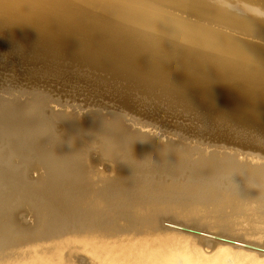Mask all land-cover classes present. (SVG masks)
<instances>
[{"label": "rangeland", "instance_id": "obj_1", "mask_svg": "<svg viewBox=\"0 0 264 264\" xmlns=\"http://www.w3.org/2000/svg\"><path fill=\"white\" fill-rule=\"evenodd\" d=\"M5 1H8V0H5ZM9 1L12 2L14 0L12 1L9 0ZM19 1L20 0L18 1L15 0L14 3L15 2L17 3ZM37 1L38 0H36V2ZM63 1L65 0L61 1L63 4L60 2H59L60 4L59 3L58 4L64 6ZM167 1L168 2L166 3L164 2V5H165L164 8L166 9L165 11L167 13L173 16L176 15L175 17L177 18L181 17L183 20H186V21L191 20L192 23L198 24L199 22L200 24L202 22L200 26L203 25L206 28V25H208L207 29H209L210 27L211 31L212 30L214 31L215 29L216 30L215 33L217 32V34L220 36L222 34V36L224 37L223 38V41H224L223 44L225 45V46L223 45L224 47L229 46V45H226V43L228 42L233 43L235 42V40L243 41L242 39H244L245 42L246 41L247 42L249 41L250 43L254 42L256 45L258 44L259 46L264 47V29H263L264 27L263 26L261 27L262 30L259 29L262 32L259 31L260 35L258 36L259 32L258 33L254 32L255 34H253L251 33V31L249 32V30L245 31L243 28L241 31H239L241 29V26L239 28L235 26L237 25L236 23L234 24L235 22L234 19L236 20V18L235 17H233V19L228 18V17H232L230 16L231 14H229L230 12L232 13L236 11L237 12L236 14H239L240 12L242 13L243 10H244L243 11L244 13L246 10V12L249 11L248 12L249 14L255 15L257 17L264 19V0H233L234 3L232 2V0L231 1L228 0V3H225V5H223L224 3H220V2H224L223 0H205V1L202 0L201 2L203 4L206 1L207 3L210 1L209 4L212 1L211 5L216 2L215 4L217 5V7L214 6L213 4V6L210 7L211 10H209L210 8L208 6L207 7L203 6L201 7V9L199 8L200 10L197 9L200 6L196 4L195 2H193L192 0H190V2H187L188 4L184 3L187 0L185 1L184 0H167ZM191 1L193 3H191ZM27 2L28 0H21L19 4L21 3L22 5V3H24L23 6L12 5V8H14L12 10L14 11L19 10V12L22 13V14L19 13V15L21 16H15V15L13 16V14H11L12 15L11 16L10 14H6V12L2 10L0 11L1 13L0 14V125L3 126L2 131L0 130L1 131L0 133V211H1L0 213V220H1L0 221V237L7 240L8 242H13L12 244H14L15 241L22 238L24 235H25L24 238L31 237L32 235H36L39 232H41L44 228L45 229L47 228L48 229L47 233H49V228L47 226L49 225L48 222L54 221V217L60 220L61 217L65 214V212H70L72 210V208L70 207L71 205L66 206L67 208L64 207V209H62V207H60L59 205H57V207L54 205L56 208L55 207L53 208L52 206H50L49 208L48 204L52 205V201H53L52 198H50L51 195L54 192H60V191H62V194H66V196L65 195L62 196L65 198L67 197V194L69 198L80 194L81 187L83 188V186H80L77 183H74L71 186L69 193H64V191L62 190V187L67 186L69 176L76 175L78 178H82L88 175H92L94 166L97 167V169L101 168V171L105 173L112 172L113 166L111 167L109 162L115 161V159H120L121 161H127V162L132 163V169L130 172V176L134 177V175L141 168V156L143 154L152 153V152H163L168 155V158L171 161L178 162L181 165V167L185 170V175L188 177L187 180L190 183H199V182L206 180V176L201 174L198 170L195 172H190L191 168H196L200 163H202V161L205 160L203 159L204 155L212 157L214 159H219L218 162L223 161L226 163L221 166V169H218L219 172L217 173L220 177L219 179L220 182L223 184H227L231 182L240 173L238 168L251 170V171L257 170L256 168L258 166L264 168V154H262L264 153V151H261V148L264 147V143H263L264 142V136H263L264 129H262V127L264 128V122H263L264 118H262L264 117L263 113L256 112L257 115H261V114L263 115V116L261 115L262 117L260 116L263 121L261 119H258V120L256 119L257 117H259V116H255L256 113L248 114L245 112L246 114L244 113V115H242L241 113H243V111L241 110L239 114L238 110L240 111V109L243 106L242 107L240 106L241 107L240 108L238 107L237 104L241 103L240 100L247 99L246 97H243L244 99L242 98L236 101L232 100L230 101V103L228 102L229 106L234 107L235 106L234 104H236L235 106L236 108L235 107L232 108V107H228V104L225 102H222L221 100H218V102L220 103L219 104L216 100L217 96L214 94V92L211 91V89H208L209 91H207L206 89L209 87V84H207V82L209 83L216 82L215 83L216 86L218 84L217 87L223 88L225 87L224 85L227 82L226 79H228V81L230 82H232L233 80L237 81V79L235 78L237 77V74L235 73L236 70L233 69L231 62H227L225 61L226 59L223 60L221 58H218L219 62L213 61L215 60L213 58V54L216 53V51H211V48H209L210 51L208 49L203 50L202 48H200L201 50H199V47L192 46L190 43H188L189 46H187L186 45L187 43L185 42L184 44L183 43L172 44L173 42L171 41L164 42L160 39H156L155 37H153L151 34H149L150 32L144 33V32L134 31V27H132L133 25L131 26V24L129 23L127 24L125 23L121 25V26L126 25L127 27L125 26L122 28L121 27L118 28V30L120 31L122 29L120 35L117 32L116 33L110 32L112 31L111 27L106 28L105 30V32L107 31L106 34L104 30H100V31H103L104 33L100 32L99 30H98L99 32H94V30L97 31V29L95 27V24L93 23L92 18L94 19L96 16V12H97L96 9L92 8V10L89 11L88 9L77 8L78 10L77 9H73L69 11L65 10V13L58 12L59 13L58 14L56 13L57 10H54L51 7L49 9L51 11L50 12L48 10L50 5L49 4L46 5L43 1H42L43 6L41 5V2L38 1L40 2V4H37L38 6V7L36 6L37 8L35 7L36 5L35 2H31L30 3L31 6L28 4L29 2L28 3ZM217 2L219 3L220 6L223 5V7L221 6L222 7L221 10L218 7ZM25 3H27L29 6L27 5L28 6L27 7ZM32 3L34 4L32 5ZM183 3L185 4V6ZM39 5H41L42 8H40ZM44 5H45V8H47V6L48 8L43 9ZM167 5L170 7H168ZM192 5L196 7L193 8ZM30 7L33 9L31 12L32 15L29 14L30 12H27L29 11L28 9ZM214 7H216V9ZM9 8H11V4ZM34 8H36L35 9L36 12L37 10H38V13L40 11V14L36 12L33 13ZM196 9L199 10L200 12L203 11L201 12L203 14L199 13V11H197ZM45 10L48 11V13ZM84 10L86 12H84ZM205 10L208 12L210 11V14L206 12ZM214 10L215 11L217 10V11L215 12ZM222 10L225 14L222 12ZM52 11L54 12V14H51ZM80 11L82 13H80ZM192 11L193 12L195 11V13H193ZM204 11L205 13H208L209 15L205 14ZM212 11L214 13H211ZM250 11L253 13H250ZM43 12H44V15L43 17H41V14H43ZM45 13L47 14V16ZM61 13L64 16L63 15L61 16ZM86 14H88V16L90 15L88 18H90L93 15V17H91V20H92L91 26L94 25L93 27V29L95 28L94 30L89 25L90 19L88 20L87 16H85ZM233 14L235 13H232V15ZM48 15L50 16L48 17ZM38 16L40 18H38ZM57 16L61 17L62 27H61V24L59 25L58 24L59 22H57L60 19V18L58 19ZM81 16L82 17L85 16L86 18L85 17L82 18ZM222 16H224V18ZM16 17H18L19 19ZM62 17H65V18H62ZM36 18L38 19L37 21H35ZM41 18L43 19L44 22L41 20ZM47 19L48 21H46ZM223 19H225V21ZM22 20L26 21V23L28 22L27 24L29 25H26L25 23H23ZM32 20L34 21L32 22ZM50 21H51V24L49 23ZM203 22L205 23V25ZM55 24H57L56 27H55ZM64 24L66 25V29H65ZM85 24L87 27L85 26ZM67 25L70 27H68ZM49 26H53L51 27L52 29L49 28ZM129 26L131 27V29L129 28ZM81 27L83 28L81 29ZM212 27L213 28L215 27V28L213 29ZM218 28L219 30H217ZM231 28H232V31L234 29V33L231 31ZM66 30L69 31V33ZM227 30L229 32L231 31L230 35ZM78 31L79 33L81 31L80 35L79 33H76ZM86 31H88L87 35L90 34L92 36L90 35L86 36V33H87ZM220 31H222L223 33H221ZM224 31L226 33H224ZM56 32L61 33V34L58 35ZM97 33H99L100 36H98L99 34L97 35ZM143 33L146 35H144ZM235 33L237 36L235 35ZM54 34H57L58 36H55ZM67 34L70 35L69 38L68 37L64 38ZM102 34L103 35L105 34V35L103 36ZM115 34H116V37H115ZM147 34L150 37L147 36ZM95 35L97 39L95 38ZM255 35L257 36L255 37ZM74 36H75V39L73 40ZM97 36L100 38L103 37V39H101V42L99 41L100 38H98ZM110 36H112L113 39L115 37L114 40L116 41H113L112 39V42H111V40H109L111 39ZM132 36L134 38L137 37L136 38L137 42H135L136 40H133L134 38H132ZM141 36L142 38L144 37L143 38L144 40L141 38ZM235 36H236V39L233 38ZM13 37H15V39ZM93 37L97 41V42L95 41L96 43L102 44V45H98L95 42L93 43L92 42V39H94ZM16 38L18 40H16ZM147 38L149 41L148 40L146 41ZM21 39L23 42L21 41ZM89 39L92 43L89 41ZM118 39L121 41V43ZM121 39H123L126 42H124ZM141 39L144 41V43L142 42ZM19 40L21 42H19ZM105 41H107L106 42L107 44H105ZM109 41L111 43H108ZM145 41L147 43H145ZM113 42L115 46L113 45ZM26 44L29 45L30 47L27 46ZM95 44L98 47H96ZM109 44H111V49L112 47H114V51L117 50L118 52L119 50V52L118 53L115 52L114 54L113 49L111 50L109 49V47H107V46H110ZM122 44H125L123 45L125 46L124 47L125 50H123ZM137 44L139 45L138 48H137ZM140 44H141V47H140ZM142 44L144 45L146 44L147 47L146 45L143 46ZM119 45L120 47L122 46V48L118 47ZM150 45L151 47H149ZM177 45H180V46H177ZM103 47L104 49L106 48L105 49L106 52L101 51V50H104L102 49ZM142 48L146 49L148 52ZM121 49L122 51L120 52ZM137 50L139 52H137ZM149 51H151V53H153L154 55L151 54ZM203 51L205 55L203 54ZM97 52H99V54ZM208 52L209 54L211 53L210 54L211 56H209V54L208 55L206 54ZM109 53H112L113 55H119V54L121 55L124 54V55L123 56L119 55L117 57L115 56L116 57L115 58L112 54H109ZM145 53H148V55ZM103 54L105 57H103ZM105 54H108V55H105ZM168 54L169 56H167ZM128 55H132V56H128ZM171 55L173 56L171 57ZM111 56H113L115 59ZM135 56L136 57L139 56V58L137 59ZM152 56L153 57L155 56V57L153 58ZM121 57L122 58L125 57V58L121 60ZM129 58L131 61L129 60ZM175 58L177 59V61ZM211 58H212V62H210ZM116 59H118L117 60L118 63L117 61H115ZM145 59L147 60V62ZM206 59H208L206 61L207 63L204 62ZM105 60H107V62ZM132 60L133 61L137 60L136 65L134 63L135 61L133 62ZM174 60L176 61L175 65L173 64ZM220 60L223 65L221 64ZM138 61L140 62L138 63ZM127 62H129V64ZM117 64L119 67L117 66ZM140 64L144 66L141 67ZM170 64H171L170 67L174 65L172 68L175 67L177 70L175 68L172 70V68L168 67V65ZM199 65L201 66V68L204 69V71H206L205 69H207V67L208 69L210 68L214 69V66H216V70L218 71L219 74L216 71V72H212L211 74V75H214L216 73L214 77L207 76L206 74H203V73L202 74L204 75V77L202 74H199V76H197L195 75V70L198 67H200ZM225 65L228 67V69H226L227 67ZM176 66L179 68H177ZM220 66L222 68L223 67L225 68V69L223 68L224 71L220 70L221 69ZM231 66L232 68H230ZM237 66H240V65H237ZM245 66H247V63H243V65H241L242 68H244ZM151 67H152V70H151ZM165 67L166 69H164ZM146 68L149 71L146 70ZM159 68L160 70L158 71ZM119 69L120 71H118ZM155 69L159 73L156 72ZM229 69L231 72L229 71ZM151 71L154 74H152ZM228 71H229V75L231 73L230 76L225 74ZM164 72L167 74L169 73L168 74V76L170 75L169 78H171V76L176 75L177 72L182 75L177 73L176 75L177 77H174V78L172 77L173 80L172 78L170 79V82H172L170 84L169 82H167L169 78L167 77V74H164ZM132 73H133V76H132ZM223 74L225 75L226 78L222 76ZM153 75H156V76L158 75L160 76L161 79L159 77L156 78V76H153ZM178 75L179 77L183 76L185 80L184 79L180 80L181 78H179ZM232 76L235 79H233ZM162 77H165V79ZM205 77L207 78L210 77V78L207 79ZM222 77L225 78V80ZM230 77H232V79ZM102 78H104V80ZM176 78L177 80L174 83L175 85L177 84L179 80H180V84L184 83V85L177 84L176 87H174L175 85L173 84V82L175 81ZM212 78H214L213 80L214 82L211 81ZM217 78H218L217 80L218 82L215 80ZM181 81H184V82H181ZM235 81H233L232 83H234ZM220 83L224 85H221ZM228 85L229 83H227L226 86ZM147 86H149V88ZM180 86H182L183 88ZM157 87H159L160 89ZM152 88H154V91ZM163 92L165 93V95ZM178 92L181 94H178ZM256 93H259L258 90L256 91ZM212 94H214L215 96H213ZM205 95H207L208 97ZM209 96L214 97L212 98L214 100H209L211 99V97ZM160 97L162 98L160 99ZM217 99H219V97ZM207 100L211 102L209 101L207 102ZM224 100L227 101V99H224ZM173 101L175 102V104ZM234 101L235 103H232ZM209 103H212L213 105ZM217 103L219 104V106ZM215 104H217V106ZM220 105L222 106V108H226V109L228 108L227 110L229 111L225 109L222 110ZM237 108L238 110L236 111ZM232 110L237 112V114L234 113L235 114L234 115L233 112H231ZM227 114L228 115L230 114V116H228ZM252 114H253V118H251ZM241 115L243 116V119ZM238 116L240 119L238 118ZM246 116H248L247 117L248 119L246 118ZM244 117L246 118L247 121L244 120L245 119ZM219 118L220 120H217ZM254 118L257 120V122L261 120L259 124L260 125L263 124V126L260 127L258 123L256 122L254 123V120H255ZM30 119L32 120L30 121ZM239 120H244V123L243 121H239ZM245 121L246 122L252 121L251 123L257 124L258 127L254 124H253L254 126L252 124H249L250 122L247 123L249 125L248 126L247 124H245ZM204 122L206 123L207 126L204 125L205 124ZM1 126H0V129H1ZM224 131L225 132L228 131V132L225 133ZM223 134H225V136ZM242 140L244 142L246 141V143H244ZM249 142H252L254 144L251 145L252 143L250 144ZM247 143H249L250 146L255 148V150L250 149L252 147L247 145ZM255 144L256 146L254 147ZM258 145L259 146L261 145V148ZM39 161L41 163H39ZM229 161L235 162L236 165L230 164ZM36 162L38 163V165L36 164ZM42 168L44 171L42 170ZM42 171L45 173V175ZM41 173L44 176L43 175L41 176ZM162 174H163V167L160 166L159 169L154 174V177L157 180H160L162 177ZM45 177L48 179L47 187H46ZM237 183L240 185L239 182ZM30 193L32 194L33 197L35 196V198L37 199L32 198ZM238 193L242 194L247 199H250V201H256L259 196V192L249 191L247 188L241 185L236 191V194ZM28 194L30 196H27V197H30V199H33L34 201H37V202H34L33 200H29L28 198H26V195ZM23 199L25 200L23 201V203L25 204L22 203ZM193 199L196 202V204L200 205L204 209L218 207L213 196L205 193L201 187H197L194 190ZM48 200H50L51 203L48 202ZM27 202H29L28 205H26ZM40 202L44 203V205H46V208L48 207L47 208L48 211L50 209L51 210L54 209L55 215L53 214L54 210L53 212L52 211L48 212L46 208H44L45 207L44 205H43L44 207L42 205L40 207L39 205ZM30 203H31V206L29 205ZM35 203L36 205H34ZM37 203L39 207L37 206ZM26 206H27V209L26 211H24L25 210L24 208H26ZM33 206H35L33 209L30 208ZM36 207L39 208V211ZM43 208H44V211H40ZM28 209L29 211L27 212ZM10 210H14L12 211L13 213ZM31 210H33L34 212ZM37 211L40 213H38ZM36 212L40 215L39 216H37L38 214L35 215ZM50 212L52 213L53 217H51ZM61 212L62 213L64 212V213L62 214ZM9 213L12 214L13 217L16 214L14 219L12 217L6 218L7 217L6 215H10ZM47 213L49 215H47ZM31 217L33 220H35L36 217L39 218L40 222L37 220V218L35 220L37 222L35 221L32 222ZM167 217L168 216H166L165 219L164 218L162 219L163 220L162 223H164L162 224L163 228L166 226V228H164L165 230H168V229L174 230L176 228L175 230H179V231L182 230V232L184 233L207 237L218 243L221 242L225 244H230V242L233 239L235 240V238H232L231 236L227 237V235L226 236L223 235L224 237L223 239L222 236H220L221 233H214V232H210L209 230H208L209 231L208 233L212 235L210 234L208 235L205 233L207 229L204 226L202 228L201 227L198 228V226L194 224L193 225L189 224L187 226H184L185 225V224L183 225L184 222L177 220L175 217L173 216L172 217L169 216V218ZM43 218L47 219V221L44 220ZM10 219H12V221ZM6 220H8V222H6ZM16 222L18 223V225L22 224L24 228L27 227L26 229H29V232L24 228H22L23 230H20L21 228L19 227H22L20 225L19 226L17 225L18 229L14 228L16 224L14 226L13 224ZM34 222L35 224H33ZM8 223H10L11 225H9ZM36 223L38 225H36ZM63 224H61L55 236L58 237V236L64 235L65 233L66 234L70 233L73 235L85 234L87 230L90 229V227H87L86 225H75L73 223H71L73 227L66 228V226ZM9 226L10 227L13 226V227L9 229ZM28 226H30V228ZM7 227L10 232L7 230ZM12 229L14 230L17 229V230L14 231L13 233ZM191 229H193L194 231L193 230L191 231ZM201 229L203 230L205 229V230L203 231ZM21 231L23 232L19 233ZM24 231H27L28 233L27 232L24 233ZM196 231L197 233H195ZM200 232L202 233V235ZM5 233L6 235H4ZM12 234H14L13 236H15L14 237L15 239L12 237ZM213 234L216 236H214ZM6 236H9V237L7 238ZM212 237H214V239ZM230 237H231V241L229 239ZM237 241L239 240H237L236 238V241L234 243L237 244ZM5 249L6 247L0 244V255L3 254ZM76 258H79L77 260L78 261L81 260L79 262L82 264H89V263H86L85 258H83L81 255L77 256Z\"/></svg>", "mask_w": 264, "mask_h": 264}, {"label": "bare ground", "instance_id": "obj_2", "mask_svg": "<svg viewBox=\"0 0 264 264\" xmlns=\"http://www.w3.org/2000/svg\"><path fill=\"white\" fill-rule=\"evenodd\" d=\"M8 1L0 0V11L2 10L4 12H6V14H10V15L13 14V16L14 15L15 16H21V15H19V13H20L19 10H17V11L12 10V9H14V8H12V5H15V6L21 5V3L19 4V2H21V0L17 3L16 2L14 3L15 0L14 1L11 0L12 2H10V1L8 2ZM38 1L41 2L42 6H43V4H42L43 2L46 5L49 4L50 5L49 8L47 6L48 10L51 7L52 9L57 10L56 13H58V12L65 13V10L69 11V10H73V9H77V8L88 9L89 11H91L92 8L96 9L97 12L94 11V12H96V16L94 19L92 18V20H93V23L95 24L97 31L94 30L95 28L93 29L94 25L91 26V23H92L91 17H93V15L90 18H88L90 15L89 16H88V14L85 15V16H87L88 20L90 19L89 25L92 27L94 32H99L100 30H104V32H105L107 27H111L112 31H110V32H115V33L117 32L120 35L122 29L120 31V30H118V28L119 27H121V28L125 27L126 25L125 26H121V25H123L125 23L126 24L129 23V24H131V26L133 25L132 27H134V31L144 32V33L150 32L149 34H151L153 37H155L156 39H160L164 42H170L171 41V42H173L172 44H174V43L175 44H180V43L184 44V42H185V43H187L186 44L187 46H189L188 43H190L192 46L199 47V50H201L200 48H202L203 50H205V49L209 50V48H211V51H216V53H217V54L216 53L213 54V58L215 59L213 61L217 62L218 58H221L223 60L226 59L225 61L232 63L233 69L236 70L235 73L237 74V77H235V78L237 79V81L233 80L235 82L232 83L233 82L232 80H231L232 82H230V81H228V79H226L227 82L225 85L220 83L221 85L225 86V87L222 86L223 88L217 87L218 84L216 86V84H215L216 82L215 83H209L206 81L210 87L209 88L208 86H206V87H208V88H206L207 91H209L208 89H211V91L214 92V94L217 96V98L219 97V99L216 98L217 102H218V100H221L222 102H225L227 104H228V102L230 103V101H232V100L236 101V100L242 99L243 97H246L247 99L243 98L245 101L240 100L241 103L237 104L238 107H240V106L241 107L243 106V107L242 108L240 107L241 108L240 111L237 108L236 111L238 110V112L240 114V112L242 110L243 111V113H241L242 115H244L245 112L248 114L260 112V113H263V115H264V111H263L264 110V47H261L258 44L256 45L254 42H251V43L249 41H248L249 43L247 41L245 42L244 39H242L243 41H238V40L236 41L235 40V42H233V43L228 42L229 44L226 43V45H229V46L224 47L225 46L223 44L224 43V41H223L224 37L222 36V34L220 36L217 34V32L215 33V31H216L214 29L215 27L214 28L212 27L214 29V31L213 30L211 31L210 27H209V29H207L208 25H206V28L203 25H202L203 27L200 26L202 24V22L200 24H199V22H198V24L192 23L191 20L186 21V20H183L181 17H180L181 18L180 19V18L175 17L176 15L173 16V15L167 13L165 11L166 9L164 8L165 7L164 2L165 3L168 2L167 0H65V1H63L64 6L59 5L60 3H62L61 2L62 0H60V1L59 0H38ZM38 1L36 2V0H28L29 3L28 2L27 3L31 6L30 3L35 2V4H36L35 7H36L37 4H40V2H38ZM192 1L200 6L197 9H199V8L201 9V7H203V6H205V7L208 6L210 8L211 6H213V4H214V6L217 7V5L215 4L216 2L211 5L212 1L210 4H209L210 1L208 3L206 1V2H204V4L201 2L202 0H192ZM192 1H191V3H193ZM223 1L224 2H220V1H218V2L224 3L223 5H225V3H228V0H223ZM3 2H5L6 4ZM187 2H190V0H187L184 3H187ZM232 2H233V0H232ZM27 3H25L26 6L28 5ZM181 3H182V1H181ZM10 4H11V8H9ZM23 4L24 3H22L21 6H23ZM33 4L34 3H32V5ZM41 5H39L40 8H42ZM223 5H221V6L223 7ZM184 6H185V4H184ZM186 6H188V5H186ZM192 6H191V8H192ZM221 6L218 3V7L220 8V10L222 8ZM27 7H25V8H27ZM168 7H170V6H168ZM195 7L196 6H193V8H195ZM216 7H214V8L216 9ZM17 8H18V6H17ZM30 8L28 9L29 11H27V12H30L29 14H31V12L33 10L32 8L31 9ZM36 8H34L33 13L36 12L35 11ZM44 8H45V5H44L43 9ZM47 8H45V9H47ZM223 9H225V8H223ZM192 10H194V9H192ZM199 10H197V11H199ZM209 10H211V8ZM195 11L194 12L192 11V12L195 13ZM205 11H204V13H205ZM243 11H242V13L240 12L239 14H236L237 13L236 11L232 12V13H235V14H233L234 16L230 12L229 14H231L230 16H232V17H228V18H232V19H233V17L236 18V20L234 19V21H235L234 24L236 23L237 25H239V26L235 25L236 27H239V28L241 26V29L239 31H241L243 28L245 31L249 30V32L251 31V33L255 34L254 32L258 33L260 30H262L261 27L262 26L264 27V19L257 17L255 15L249 14L248 13L249 11L246 12V10H245L246 13L245 12L243 13ZM46 12L48 13V11H46ZM84 12H86V11L84 10ZM201 12H203V11H201ZM201 12L199 11V13H201ZM206 12H208V11H206ZM222 12H223V10H222ZM36 13H38V10ZM62 13H61V16L63 15ZM80 13H82V12L80 11ZM208 13L210 14V11ZM208 13H205V14H208ZM211 13H214V12L212 11ZM250 13H253V12L250 11ZM20 14H22V13H20ZM29 14H27V15H29ZM38 14H40V11ZM51 14H54V12L52 11ZM90 14H92V13H90ZM201 14H203V13H201ZM43 15H44V12H43V14H41V17H43ZM221 15H222V13H221ZM46 16H47V14H46ZM49 16L50 15H48V17ZM35 17H36V15H35ZM53 17H54V15H53ZM84 17H82V18H84ZM203 17H205V16H203ZM216 17H218V16H216ZM222 17L224 18V16H222ZM16 18H18V17H16ZM38 18H40V17L38 16ZM62 18H65V17H62ZM22 19H24V18H22ZM58 19L60 21L58 20L57 22H59L58 24L60 25L61 24V17L59 16ZM209 19H210V17H209ZM34 20H32V22ZM37 20L38 19L36 18L35 21H37ZM41 20L43 21L42 18H41ZM187 20H188V18H187ZM223 20L225 21V19H223ZM46 21H48V19ZM22 22L25 23L26 25H29V24H27L28 22L26 23V21H24V20H22ZM62 22H63V20H62ZM216 22H218V21H216ZM29 23H30V21H29ZM49 23L51 24V21ZM54 23H55V21H54ZM67 23H68V21H67ZM56 25L57 24H55V27H56ZM204 25H205V23H204ZM64 26L66 29L65 24H64ZM85 26H86V24H85ZM223 26H225V25H223ZM230 26H232V25H230ZM51 27H53V26H49V28H51ZM61 27H62V24H61ZM68 27H70V26H68ZM236 27H235V29H236ZM82 28L83 27H81V29ZM88 28H90V27H88ZM129 28L131 29L130 26H129ZM217 30H219V28ZM60 31H62V30H60ZM71 31H72V29H71ZM83 31H84V29H83ZM127 31H129V30H127ZM222 31H220V32L223 33ZM231 31H232V28H231ZM57 32H58V30H57ZM67 32L69 33V31H67ZM86 32H87L86 36H89L90 34L87 35L88 31H86ZM100 32L104 33L103 31H100ZM106 32H105V34H106ZM230 32H229V35H230ZM232 32L234 33V29ZM260 32H262V31H260ZM260 32H259L258 36L260 35ZM10 33H12V32H10ZM76 33H79V31ZM80 33H81V31H80ZM80 33H79V35H80ZM224 33H226V32L224 31ZM236 33H235V35H236ZM57 34L59 35L61 33H57ZM57 34H54V35L58 36ZM84 34H85V32H84ZM98 34L99 33H97V35ZM239 34H240V32H239ZM262 34H261V36H262ZM67 35L64 38H67V37L69 38L70 35H68V36ZM144 35H146V34H144ZM225 35H227V34H225ZM60 36H62V35H60ZM63 36H64V34H63ZM90 36H92V35H90ZM98 36H100V34ZM107 36H109V35H107ZM117 36H118V34H117ZM147 36H149V35L147 34ZM236 36L233 38L236 39ZM256 36L257 35H255V37ZM8 37H9V35H8ZM110 37H111V39H109V40H111V42H112L113 37L112 36H110ZM115 37H116V34H115ZM115 37H114V39H115ZM13 38L15 39V37H13ZM95 38H96V35H95ZM95 38L92 39L93 43L96 41ZM98 38H100V37H98ZM132 38H134V37L132 36ZM136 38L133 39V40H136L135 42H137ZM141 38H142V36H141ZM148 38L146 39V41L148 40ZM74 39H75V36H74L73 40ZM86 39H88V38H86ZM101 39H103V37L100 38V40H99L100 42H101ZM114 39H113V41H116ZM123 39H121V40H123ZM139 39H140V37H139ZM16 40H18V39L16 38ZM143 40H142V42L144 43ZM21 41H22V39H21ZM21 41L19 40V42H21ZM89 41H90V39H89ZM146 41H145V43H147ZM106 42L107 41H105V44H107ZM111 42L109 41L108 43H111ZM124 42H126V41H124ZM120 43H121V41H120ZM16 44H18V43H16ZM96 44H98V43H96ZM125 44H122V46ZM98 45H102V44H98ZM109 45L110 46H107V47H109V49H111V44H109ZM113 45H114V42H113ZM142 45L145 46L146 44L145 45L142 44ZM27 46H29V45H27ZM122 46L120 47V45H119L118 47L122 48ZM135 46H136V44H135ZM138 46L139 45L137 44V48H138ZM177 46H180V45H177ZM181 46H182V44H181ZM96 47H98V46L96 45ZM104 47L102 49H104ZM118 47H117V49H118ZM124 47L125 46H123V50H125ZM126 47H128V46H126ZM140 47H141V44H140ZM146 47H147V45H146ZM149 47H151V45ZM99 48H98V50H99ZM105 49L101 50V51L106 52ZM112 49H113V52L115 54V52H117V50L114 51V47H112ZM130 49H131V47H130ZM142 49H144V48H142ZM149 49H151V48H149ZM138 50H137V52H139ZM144 50H146V49H144ZM167 50H168V48H167ZM121 51H122V49L120 50V52ZM44 52H45V50H44ZM118 52H119V50H118ZM137 52H135V53H137ZM149 52L151 53V51H149ZM97 53L99 54V52H97ZM109 54H112V53H109ZM145 54L148 55V53H145ZM151 54H153V53H151ZM192 54H194V53H192ZM203 54H204V51H203ZM206 54L208 55L209 52ZM210 54H209V56H211ZM105 55H108V54H105ZM119 55L123 56L124 54H122V55L119 54ZM119 55H113V56L117 57ZM140 55H142V54H140ZM159 55H161V54H159ZM113 56H111V57H113ZM128 56H132V55H128ZM167 56H169V54ZM172 56L173 55H171V57ZM103 57H105L104 54H103ZM111 57H110V59H111ZM123 58H125V57H123ZM123 58L121 57V60H123ZM136 58L138 59L139 56ZM168 59H166V60H168ZM193 59H194V57H193ZM203 59H204V57H203ZM117 60L118 59H116L115 61H117ZM129 60H130V58H129ZM207 60L208 59H206L204 62H206ZM105 61L107 62V60H105ZM136 61L134 62L135 65L137 63ZM176 61H177V59H176ZM176 61L174 60V62H173L174 65L176 64L175 63ZM122 62H124V61H122ZM129 62H127V63L129 64ZM139 62L140 61H138V63ZM146 62H147V60H146ZM210 62H212V58H211ZM220 62H221V60H220ZM117 63H118V61H117ZM125 63H126V61H125ZM151 63H150V65H151ZM243 63H247V66H245L244 68L241 67V65H243ZM147 64H146V66H147ZM218 64H220V63H218ZM221 64H222V62H221ZM237 65H240V66H237ZM117 66H118V64H117ZM140 66L142 67L144 65L140 64ZM170 66H171V64L168 65V67H170ZM188 66H190V65H188ZM216 66H217V64H216ZM216 66H214V69H211V68L208 69V67H207V69H205L206 71H204V69L201 68V66H200L195 70V75L199 76V74L203 73V74H206L207 76L214 77L216 75V73L214 75H211V74H212V72L217 71ZM232 66L230 68H232ZM123 67H122V69H123ZM166 67L164 69H166ZM172 67H170V68H172ZM174 68H172V70ZM177 68H179V67H177ZM223 68L221 67L220 70L224 71ZM156 69H155V71H156ZM217 69H219V68H217ZM226 69H228V67ZM146 70H148V69L146 68ZM151 70H152V67H151ZM159 70H160V68L158 69V71ZM172 70H170V71H172ZM118 71H120V69ZM158 71H156V72H158ZM229 71H230V69H229ZM229 71L225 73L228 76L231 75V73L229 75ZM21 72H22V70H21ZM156 72H155V74H156ZM147 73H149V72H147ZM151 73H152V71H151ZM177 73H176V75H177ZM217 73H218V71H217ZM222 73H224V72H222ZM152 74H154V73H152ZM164 74H167V73L164 72ZM168 74H167V77L169 78L170 75L168 76ZM178 74H180V73H178ZM176 75L171 76V78L177 77ZM180 75H182V74H180ZM132 76H133V73H132ZM153 76H156V75H153ZM184 76H185V74H184ZM222 76L225 77L224 74ZM157 77L160 78V76H158V75L156 76V78ZM178 77H179V75H178ZM203 77H204V75H203ZM232 77H230V78L232 79ZM162 78L165 79V77H162ZM171 78H169V80L167 81L170 84L172 83V82H170ZM173 78H172V80H173ZM179 78H181L180 80L184 79L183 76L179 77ZM179 78H178V80H179ZM193 78H195V77H193ZM205 78H207V77H205ZM208 78H210V77H208ZM225 78H223V79L225 80ZM235 78L233 77V79H235ZM102 79L104 80V78H102ZM164 79H162V80H164ZM207 79H205V80H207ZM145 80H146V78H145ZM176 80H177V78L175 79L173 84L176 82ZM180 80L177 82V84H179V85L183 84L184 85V83L180 84ZM213 80H214V78H212L211 81H213ZM215 80L217 81L218 78ZM201 81H203V80H201ZM165 82H166V80H165ZM181 82H184V81H181ZM127 83H129V82H127ZM227 83H229L230 86L229 85L226 86ZM134 85H135V83H134ZM158 85H159V83H158ZM176 85L174 87H176ZM173 86H171V87H173ZM147 87L149 88V86H147ZM154 87H155V85H154ZM165 87H166V85H165ZM180 87H182V86H180ZM144 88H146V87H144ZM157 88H159V87H157ZM152 89L154 91V88H152ZM201 89H203V88H201ZM257 90L259 93H256ZM161 91H162V89H161ZM182 91H181V93H182ZM261 92H262V94H261ZM181 93L178 92V94H181ZM126 94H128V93H126ZM154 94H155V92H154ZM188 94H190V93H188ZM214 94H212V95L215 96ZM156 95H157V93H156ZM164 95H165V93H164ZM205 96H207V95H205ZM211 96H209V97H211ZM161 98L162 97H160V99ZM212 98H214V97H211V99H209V98L208 99L214 100ZM180 99H181V97H180ZM224 99H227V101ZM209 100H207V102ZM203 101H204V99H203ZM235 101L232 103H235ZM164 102H166V101H164ZM200 102H201V100H200ZM209 102H211V101H209ZM174 104H175V102H174ZM209 104H212V103H209ZM217 104H215V105L217 106ZM219 104H218V106H219ZM234 105L236 106V104H234ZM206 107H208V106H206ZM220 107L222 108L221 105H220ZM228 107L234 108L233 106H229V104H228ZM199 108H201V107H199ZM224 109L227 110L228 108L227 109L222 108V110H224ZM179 110H180V108H179ZM217 111H218V109H217ZM227 111H229V110H227ZM227 111H225V112H227ZM231 112H233V114L234 113L237 114V112H235L234 110H232ZM260 113H258V114H260ZM230 114L229 115L227 114V115L230 116ZM234 115H232V116H234ZM242 115H241V117L243 119ZM261 115H257V113H256L255 116L260 117ZM239 116H238V118H239ZM247 117L248 116H246V118ZM249 117H251V116H249ZM259 117H257L256 119L257 120L261 119V117L260 118ZM246 118L244 120H246ZM251 118H253V114H252ZM251 118H249V119H251ZM262 118H264V117H262ZM31 120L32 119H30V121ZM217 120H220V118ZM224 120H226V119H224ZM233 120H234V118H233ZM244 120H239V121H243V123H244ZM251 120H253V119H251ZM255 120H254V123L256 122L259 124V122H261L262 119L258 122H257V120L256 121ZM33 121H34V119H33ZM33 121H32V123H33ZM246 121H245V124H247L249 122H250L249 124H252L251 123L252 121H248V122H246ZM200 122H201V120H200ZM204 125H206V123ZM254 125L257 126V124H254ZM202 126H203V124H202ZM212 126H213V124H212ZM259 126L261 127V126H263V124L262 125L259 124ZM226 127H227V125H226ZM2 128H3V126H1V129H0L1 131H2ZM229 129H230V127H229ZM262 129H264V128L262 127ZM1 131H0V133H1ZM218 131H220V130H218ZM230 131H231V129H230ZM227 132H225V133H227ZM249 133H250V131H249ZM223 135L225 136V134H223ZM243 142H241V143H243ZM244 143H246V141ZM249 143L251 144L252 142H249ZM249 143H247V145H249ZM253 144L254 143H252L251 145H253ZM255 146H256V144L254 145V147ZM250 147H252V146H250ZM259 147L261 148V145ZM250 149L255 150V148H253V147ZM262 149H264V147L261 148V151H264ZM262 154H264V153H262ZM203 159H205V160L202 161V163H200L196 168L190 169V172H195L198 170L201 174L206 176V180L199 182V183L188 182V180H187L188 177L185 175V170L181 167V165L178 162L171 161L168 158V155L166 153H163V152H152V153L143 154L141 156V168L134 175V177L130 176V172L132 169V163L127 162V161H121L120 159H115V161L109 162L111 167L113 166L112 172H109V173H105V172L101 171V168L97 169V167L94 166L92 175H88V176H85L82 178H78L76 175H70L69 179H68L67 186L62 187V190L64 191V193H69L71 186L74 183H77L80 186H83V188L81 187L80 194L72 196L70 198L67 194V197L65 198L62 196H64V195L66 196V194H62V191L54 192L50 197L53 200L52 205L48 204L49 205L48 207L50 208V206H52L54 208L55 206L57 207V205H59L60 207H62V209H64V207L67 208L66 206L71 205L70 207L72 208V210L70 208L71 211L65 212V214L63 216H62V214L64 212L63 213L61 212L62 217L60 220H58V218L54 217V221H49L48 222L49 225H47L49 228V233H47L48 229L44 228L41 232H39L36 235H32L31 237L24 238V236H25L24 235L22 238L15 241L14 244H12L13 242H8L7 240L0 237V244L4 245L6 247L3 254L0 255V264H82L79 262L81 260L78 261L77 259H79V258H76L79 255H81L83 258H85L86 263H89V264H264V168L258 166L256 168L257 170H254V171L238 168L240 173L231 182H229L227 184H223L220 182V180H219L220 177L217 173L219 172L218 169H221V166L223 164H226V163L223 161L218 162L219 159H214L212 157L205 156V155L203 156ZM39 163H41V162L39 161ZM229 163L232 165H236V163L233 161H229ZM36 164L38 165L37 162H36ZM98 164H100V163H98ZM108 166H109V164H108ZM160 166L163 167V174H162L161 179L157 180L154 177V174L156 173V171L159 169ZM236 167H238V166H236ZM36 169H38V168H36ZM42 170H43V168H42ZM42 175L43 174L41 173V176ZM44 175H45V173H44ZM45 182H46V187H47L48 186V179L47 178H46ZM237 182H239L241 186L247 188L249 191L259 192V196H258L257 200L256 201H250V199H247L242 194H240V193L236 194V191L240 186ZM197 187H201L205 193L213 196L218 207L217 208L204 209L200 205L196 204V202L193 199V192ZM30 195L32 196L31 193H30ZM30 195L29 194L26 195V198H28L29 200H33V199H30V197H27ZM32 198H35V196L34 197L32 196ZM35 199H37V198H35ZM50 200H48V202L51 203ZM23 201H25V200L23 199L22 203H23ZM30 202H32V201H30ZM34 202H37V201H34ZM28 203L29 202H27L26 205H28ZM40 203H39L40 207H41V205L42 206L44 205V203H41V204ZM23 204H25V203H23ZM45 204H46V202H45ZM29 205L31 206V203ZM34 205H36V203ZM37 206H38V203H37ZM44 206L43 207L46 208V205H44ZM34 207L35 206L30 207V208L33 209ZM44 208L40 211H44ZM47 208H46V210L48 211ZM24 209H25L24 211H26L27 206ZM29 209L27 210V212L29 211ZM37 209L39 211V208H37ZM37 209H35V210H37ZM5 210H7V209H5ZM53 210L50 209L49 211L53 212ZM10 211L12 212L14 210H10ZM31 211H33V210H31ZM60 211H62V210H60ZM37 212L35 215L40 213V212H38V213ZM0 213H1V211H0ZM29 213H31V212H29ZM54 213H55V210H54L53 214ZM31 214H33V213H31ZM11 215L12 214L6 215L7 216L6 218L12 217L14 219V217L16 216V214L14 217H13V215L12 216ZM39 215L40 214H38L37 216H39ZM47 215H49V214L47 213ZM50 215H51V217H53L51 212H50ZM31 216H33V215H31ZM166 216H168L167 218H169V216L175 217L177 220L184 222L183 223V225L185 224L184 226H187L189 224L190 225L194 224V225L198 226V228L199 227L202 228L204 226L207 229V231H205V233L208 235L210 234V233H208L209 231L214 232V233H221L222 235L220 234V236H222L223 239H224L223 235H225V236L227 235V237L231 236L232 238H235V240L233 239L234 242L236 241V238H237V240H239L240 243H239V241H237V244H235L233 242V240L231 241V237L229 238L231 241L230 244H225V243H221V242L218 243V242L211 240L207 237H202L199 235L196 236L194 234L192 235V234L184 233V232H182V230L181 231L175 230L176 228L174 230L173 229L172 230H169V229L165 230L164 228H166V226L163 228L162 224H164V223H162L163 222L162 219L163 218L165 219ZM36 218H35V220H36ZM31 219H32V217H31ZM10 220L12 221V219H10ZM35 220L32 219L31 221L33 222ZM37 220L39 221V218H37ZM44 220L47 221V219H44ZM16 221H17V219H16ZM6 222H8V220H6ZM35 222H37V221H35ZM35 222L33 224H35ZM71 223H73L75 225H86L87 227H90V229L87 230V232L85 234L73 235L70 233L69 234L65 233L64 235H61L58 237L55 236L56 233L58 232L61 224L65 225L66 228H70V227H73ZM8 224L11 225L10 223H8ZM14 225H15L14 228H17L19 225L22 226V227H19V228H21L20 230H23L22 228H24L22 224L18 225L17 222L14 223L13 226ZM36 225H38V224L36 223ZM13 226H11V227H13ZM11 227L9 226V229ZM28 227L30 228V226H28ZM190 227H189V229H190ZM26 228L27 227H25L24 229H26ZM167 228H169V227H167ZM17 229H15V230L12 229V232L14 233V231H16ZM193 229H191V231ZM7 230H8V227H7ZM20 230H18V231H20ZM26 230L29 232V229H26ZM201 230H203V229H201ZM27 231H24V233ZM22 232L23 231H21L19 233H22ZM15 233H17V232H15ZM195 233H197V231ZM4 235H6V233ZM13 235L14 234H12V237L14 238L15 236H13ZM201 235H202V233H201ZM210 235H212V234H210ZM28 236H29V234H28ZM214 236H216V235H214ZM6 237L8 238L9 236H6ZM212 238L214 239V237H212ZM12 241H14V240H12Z\"/></svg>", "mask_w": 264, "mask_h": 264}]
</instances>
